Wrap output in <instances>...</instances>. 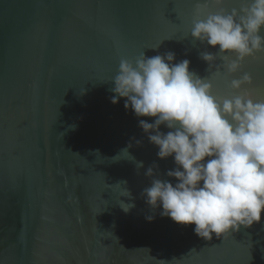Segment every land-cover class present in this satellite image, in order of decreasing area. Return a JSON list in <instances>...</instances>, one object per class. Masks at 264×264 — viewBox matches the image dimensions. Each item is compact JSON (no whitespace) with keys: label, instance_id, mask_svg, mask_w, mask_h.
<instances>
[{"label":"water","instance_id":"obj_1","mask_svg":"<svg viewBox=\"0 0 264 264\" xmlns=\"http://www.w3.org/2000/svg\"><path fill=\"white\" fill-rule=\"evenodd\" d=\"M196 3L0 0V264H264V219L209 241L151 212L144 173L155 162L175 183L174 159L157 156L125 98L110 100L122 57L167 51L215 95L237 94L230 82L248 72L244 87L264 98V52L228 73L219 46L191 36ZM217 8L208 0L201 17Z\"/></svg>","mask_w":264,"mask_h":264},{"label":"clouds","instance_id":"obj_2","mask_svg":"<svg viewBox=\"0 0 264 264\" xmlns=\"http://www.w3.org/2000/svg\"><path fill=\"white\" fill-rule=\"evenodd\" d=\"M214 3L217 10L201 17L208 0H197L191 36L218 45L225 54L223 67L234 74L247 57L264 52V0H242L231 10L223 6L225 0ZM201 58L217 67L216 54L204 51ZM174 61L173 51L122 57L110 80L111 102L125 98V109L138 118V126L158 148L157 156L173 157L176 165L166 173L176 179L172 183L160 178L153 162L144 173L150 184L141 195L152 213L159 210L176 223L194 224L195 234L209 241L213 235L251 228L264 219V98L254 99L244 87L253 82L248 72L231 80L237 94L218 96L208 78L190 71L188 59ZM161 125L169 131H161ZM131 206L123 207L127 211ZM145 218L151 221L155 215Z\"/></svg>","mask_w":264,"mask_h":264},{"label":"snow or ice","instance_id":"obj_3","mask_svg":"<svg viewBox=\"0 0 264 264\" xmlns=\"http://www.w3.org/2000/svg\"><path fill=\"white\" fill-rule=\"evenodd\" d=\"M124 207H127V206H124Z\"/></svg>","mask_w":264,"mask_h":264}]
</instances>
